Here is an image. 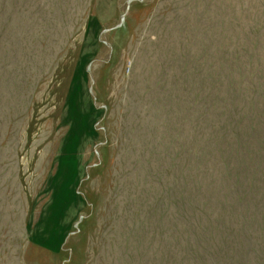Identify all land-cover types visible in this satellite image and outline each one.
Segmentation results:
<instances>
[{"label":"rangeland","instance_id":"rangeland-1","mask_svg":"<svg viewBox=\"0 0 264 264\" xmlns=\"http://www.w3.org/2000/svg\"><path fill=\"white\" fill-rule=\"evenodd\" d=\"M0 264H264V0H0Z\"/></svg>","mask_w":264,"mask_h":264}]
</instances>
